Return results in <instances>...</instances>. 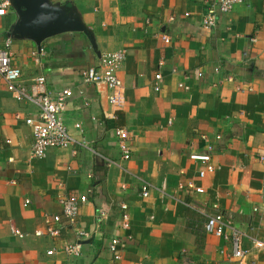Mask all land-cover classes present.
<instances>
[{"label":"crops","instance_id":"1","mask_svg":"<svg viewBox=\"0 0 264 264\" xmlns=\"http://www.w3.org/2000/svg\"><path fill=\"white\" fill-rule=\"evenodd\" d=\"M42 2L71 18L73 30L31 37L12 7L0 17V48L9 41L27 90L44 76L47 91L73 92L62 121L88 149L75 145L33 158L25 120L37 108L17 102L0 77V264H264V249L253 247L264 243V0H242L211 29L202 27L200 0ZM120 49L124 91L114 107L107 87L84 83L80 72ZM119 128L128 133L129 160L119 149ZM208 145L217 171L201 179L202 165L190 154H205ZM142 183L149 185L146 198ZM79 194L88 202L77 227L89 239L72 258L60 251L74 242L71 229L58 240L34 233L45 231V216L61 212V197ZM121 205L128 230L121 227ZM203 213H220L245 234L240 263L226 240L205 233ZM12 228L26 237L13 236ZM114 238L118 261L108 252Z\"/></svg>","mask_w":264,"mask_h":264},{"label":"built area","instance_id":"2","mask_svg":"<svg viewBox=\"0 0 264 264\" xmlns=\"http://www.w3.org/2000/svg\"><path fill=\"white\" fill-rule=\"evenodd\" d=\"M204 8V14L202 16V27L204 29L215 28L218 20L221 16L229 14L236 6L242 4V0H200ZM12 8L10 0H0V17L5 16L7 12ZM161 41L165 45L171 43V37L168 34H164L161 37ZM35 62H38V58L35 57ZM126 60L125 50H115L112 52L101 55L97 65L87 67L80 72V76L84 83L104 85L110 91L108 96V103L112 106H117L123 96L122 82L117 76V72L123 62ZM163 66V61L158 63V67ZM22 72L21 69L13 64V54L9 49V41L6 42L3 48H0V77L3 79L6 85H8L13 92V97L17 102H26L32 104L37 108V114L34 118H28L25 120L26 126L31 128L32 134V146L31 155L35 159L44 157L49 150H67L72 147L79 146L82 149H88V143L85 140H75L69 133L68 129L62 121V113L66 109V105L73 96V92L69 89L50 92L45 88V77L38 76L34 79V83L30 86L29 90L19 85ZM197 78L202 77L201 72H197ZM156 84L162 80L160 73L154 76ZM183 90L188 91V87L181 85ZM160 90L158 85H155L154 91ZM115 136L118 139V145L122 158L129 160L130 150L127 145L128 133L124 129H116ZM202 140H206V135L200 136ZM215 141L220 140V136L214 137ZM9 144V141H5ZM213 148L208 145L207 152L205 154H190V159L197 161L202 165V168L198 171L199 178H204L206 175L214 174L217 168L211 164V154ZM185 187L180 186L182 190ZM187 189L193 190L197 194H202L204 191L202 188H193L192 185L186 186ZM264 189V186H263ZM149 185L142 183L140 186V194L146 198L149 195ZM88 202V198L85 195H69L63 196L59 199V205L61 212L56 215L45 216L44 223L46 225L45 231H37L34 233L35 237L46 236L54 240H58L61 233L65 229H71L74 234V242L63 243L60 251L67 257L78 258L82 254L83 242L89 239V234L80 227H77V218L80 208ZM25 206L28 205V201H25ZM216 207L215 205L213 206ZM121 222L122 229H129V216L127 213V207L121 205ZM206 221L204 224V231L207 235H213L217 238H223L226 240L232 250V257L236 262L240 263L245 257L247 252L242 249V241L245 234L239 230L234 229L229 221L225 220L224 215L215 214L207 215L203 213ZM101 217V215H100ZM228 229V234H224L222 229ZM11 233L13 236L23 239L26 234L21 233L19 230L12 228ZM119 240L114 238L108 245V252L112 254L113 260L118 261L120 259ZM253 247L256 250L264 249V243L259 241L253 242ZM53 252H47V255H52Z\"/></svg>","mask_w":264,"mask_h":264},{"label":"water","instance_id":"3","mask_svg":"<svg viewBox=\"0 0 264 264\" xmlns=\"http://www.w3.org/2000/svg\"><path fill=\"white\" fill-rule=\"evenodd\" d=\"M18 12L19 28L31 37L46 39L73 30L71 18L46 9L42 0H10Z\"/></svg>","mask_w":264,"mask_h":264}]
</instances>
